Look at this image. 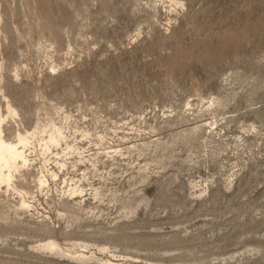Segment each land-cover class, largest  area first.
Instances as JSON below:
<instances>
[{"label": "rangeland", "instance_id": "obj_1", "mask_svg": "<svg viewBox=\"0 0 264 264\" xmlns=\"http://www.w3.org/2000/svg\"><path fill=\"white\" fill-rule=\"evenodd\" d=\"M157 1L0 0L5 94L13 93L18 106L42 119L44 107L63 105L81 129L106 135L110 146L130 145L110 130L127 124L142 129L133 142H145L152 124L151 140L170 143L164 153L138 158L152 164L146 182L136 170L108 179L92 175L94 185L117 197L100 205L105 220L69 228L75 237L111 228L114 239L99 244L137 264H264V0H178L185 4L179 15L167 13L162 2L154 10ZM52 65L60 72L50 78ZM197 95L222 103L217 117L225 118L222 134L231 145L219 156L204 154L201 138H187L190 128L207 125L211 116L165 123L166 115L180 113ZM251 124L263 135L250 134L234 150L235 137ZM191 182L208 187L207 193L200 197ZM125 200L138 209L129 220L120 214ZM50 213L58 231L66 226L54 208ZM20 226L1 233L0 264H105L39 252L34 247L46 237Z\"/></svg>", "mask_w": 264, "mask_h": 264}, {"label": "bare ground", "instance_id": "obj_2", "mask_svg": "<svg viewBox=\"0 0 264 264\" xmlns=\"http://www.w3.org/2000/svg\"><path fill=\"white\" fill-rule=\"evenodd\" d=\"M161 2L163 3L162 9L165 8L168 11L167 13L175 12L179 15L185 7V4L178 0H162L154 3V10H157V6ZM65 62L67 61L65 60ZM49 69L51 70L49 73L50 78L58 71L60 72V67L56 65H52ZM19 72L18 69L13 72L15 81H19L21 77ZM5 88L3 66L0 65V92H2V98L4 99V104L0 105V223L6 225L2 228L0 227V235L13 233L16 226L23 225L28 231L39 233L40 236L46 237L45 241L43 240L40 245L35 243L37 246L34 249L39 252L53 254L81 263L137 264L126 259V256L123 254L117 255L110 251L108 244H99L100 239L107 241L113 238L109 234L112 231L111 228L107 231L95 230L94 228V231L84 232L81 234L82 236L77 235L78 237H75L74 230H69V228H72L75 224V227H77V224L82 222L84 224V221H101L104 219V216L102 215L100 205L113 203L116 200L117 196L115 195L117 194L111 192L108 195L107 191L93 184V179L91 180L92 175L94 178V175L100 174L99 177L108 179L118 173L136 170L139 180L146 182L152 173V164L147 161L142 163L138 158L146 157L149 153L157 151V149L163 152L169 147L170 143L160 138L151 140L153 133L150 130L156 129L152 124L149 125L150 130L148 134L150 136L147 133L144 134L145 137L149 136L145 142L137 143L131 141L134 138L132 135L140 133L142 130L135 129L133 122V126L127 124L121 127L110 128L113 134L119 137L120 141H129L130 145L124 148L110 146L108 145L109 142L106 135L96 133L97 135L94 136L88 130L81 129L78 120L74 119L73 115L64 111L63 105L54 106L50 104L48 108L44 107V110L46 109L45 119H42L40 114L29 112L18 106L17 103L20 100L14 98L15 95L13 93L5 94ZM197 96H199L198 100H188L184 106L185 109H180V113L166 115V118H164V120L166 119L165 123H168L170 126L176 120L178 121L180 117L189 120L194 116V119L198 120L206 115L211 116L213 121H206L208 122L207 125L199 123L200 125L197 124L194 128H190L189 132L186 130L188 132L187 138L191 143L194 138H201L200 143L203 140L204 154L219 156L226 152L229 145H231V142L226 139L228 134L225 132L222 134L225 131V125L222 123L225 118L219 120L217 117V111L222 103L219 99H215V97L205 99L200 95ZM29 120L32 121L30 124H28ZM145 120L142 121L144 125L146 123ZM180 121L179 124H182ZM136 128L138 127L136 126ZM242 129L243 134L236 136L233 141L235 144L234 150H238L242 144L248 143L250 141L248 138L250 134H255L256 137L263 135L254 124ZM118 130L122 131L121 135L118 133ZM143 131L146 130L144 129ZM256 137L254 138L255 141H257ZM205 148H210L211 151L205 150ZM187 160L190 163H193L195 160H193V148L189 150ZM135 162H137L136 165ZM161 168L163 169V167ZM234 176H236V173L229 176L228 186L233 185ZM130 186L132 187L133 185ZM193 188L198 190L200 197L206 194L209 189L208 187L205 188L203 184L191 182L190 189L193 190ZM143 199L141 198L137 201L142 202ZM51 208L56 210V218L59 221H64L66 224L59 231L56 229L54 217L50 213ZM122 209L123 212L120 213L121 218L129 220L132 214L136 213L135 210L137 208L127 200L123 204ZM89 226L91 225H85V227L92 228ZM79 232L81 231L79 230ZM60 239L70 241L72 244L64 246L60 242Z\"/></svg>", "mask_w": 264, "mask_h": 264}]
</instances>
